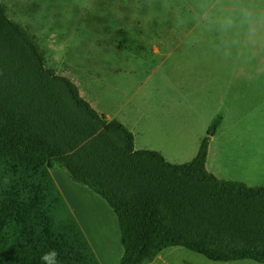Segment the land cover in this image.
Here are the masks:
<instances>
[{
  "label": "trees",
  "instance_id": "16d2710c",
  "mask_svg": "<svg viewBox=\"0 0 264 264\" xmlns=\"http://www.w3.org/2000/svg\"><path fill=\"white\" fill-rule=\"evenodd\" d=\"M213 119L194 159L173 165L134 151L132 134L106 121L0 7V264H100L56 185L63 170L117 219L116 264H147L181 247L214 262L264 264V185L216 178L206 169Z\"/></svg>",
  "mask_w": 264,
  "mask_h": 264
},
{
  "label": "rangeland",
  "instance_id": "374dc122",
  "mask_svg": "<svg viewBox=\"0 0 264 264\" xmlns=\"http://www.w3.org/2000/svg\"><path fill=\"white\" fill-rule=\"evenodd\" d=\"M163 3L0 0V7L37 48L47 69L71 82L102 118L132 134L134 151L156 152L173 165L189 163L220 116L206 169L218 179L263 186L264 60L225 63L213 48L217 33L202 31L190 19L196 0ZM229 70L243 72L232 100L219 95V73ZM205 80L212 99L205 96ZM52 174L65 178L82 197L93 194L101 201L63 170L54 167ZM86 214L97 224L93 230H101L104 248L121 251L115 216L113 231L100 205L89 200Z\"/></svg>",
  "mask_w": 264,
  "mask_h": 264
},
{
  "label": "clouds",
  "instance_id": "9594fccd",
  "mask_svg": "<svg viewBox=\"0 0 264 264\" xmlns=\"http://www.w3.org/2000/svg\"><path fill=\"white\" fill-rule=\"evenodd\" d=\"M168 6L164 0L162 7ZM189 11L191 21L202 31L217 33L213 48L225 63L264 60V0H196ZM177 19L183 25L179 9ZM58 257L51 249L40 259L42 264H60Z\"/></svg>",
  "mask_w": 264,
  "mask_h": 264
},
{
  "label": "crops",
  "instance_id": "0c3cea01",
  "mask_svg": "<svg viewBox=\"0 0 264 264\" xmlns=\"http://www.w3.org/2000/svg\"><path fill=\"white\" fill-rule=\"evenodd\" d=\"M241 79H243L242 71L229 70L219 73L218 83L221 89L219 95L232 100L233 92L237 88V84L239 81H241ZM204 93L205 96L209 97V99H212V96L209 95L208 80H205L204 82ZM209 99L206 98V100ZM50 173L56 185L58 186L61 194L63 195L65 201L67 202L71 212L73 213L78 224L83 230L100 264H116L122 255V248L121 251L119 252H110L109 250H106L104 248V243L102 242L101 237H99V235L101 234V230L100 229H96V231L93 230L94 228H98L97 224L95 225L91 223L89 217L86 214V208L89 200L100 205L101 207H103L104 213H106L108 217L107 224L114 231L116 229V224L112 216L114 214L110 209V207L108 205H105L106 207H104V205L102 204V202L104 201L88 188L87 189L92 193H94L97 197H99L102 202L99 201L98 199H95L94 195L90 192L89 193L92 194L91 196L82 197L80 193L75 189V187L69 184L65 178L59 176L57 177V175H55V178L57 180L56 181L52 174V169H50ZM116 223H117V219H116ZM147 264H259V263L249 260L234 261V262H214L188 249L181 247H169L162 250L151 262Z\"/></svg>",
  "mask_w": 264,
  "mask_h": 264
}]
</instances>
